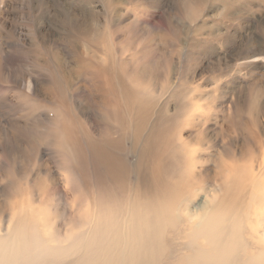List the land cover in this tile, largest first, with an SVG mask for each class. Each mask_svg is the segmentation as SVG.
Masks as SVG:
<instances>
[{"label": "rangeland", "instance_id": "obj_1", "mask_svg": "<svg viewBox=\"0 0 264 264\" xmlns=\"http://www.w3.org/2000/svg\"><path fill=\"white\" fill-rule=\"evenodd\" d=\"M95 56L107 63L94 67ZM121 58L145 66L144 80L137 72L129 76L143 80L138 89L147 103L129 108L116 103L110 121L99 127L108 114L84 87L94 76L103 82L99 74L110 77ZM162 63L168 70L157 75ZM116 94L111 86V95ZM149 95L159 96L157 109L168 99L167 108H147ZM178 105L197 114L194 121L176 120L175 169L160 180L169 165L162 149L146 156L150 131L166 112L179 114ZM143 115L146 120L140 121ZM66 130L74 132L85 168L60 148ZM113 130L123 150L116 164L121 168L127 161L125 190L136 188L152 202L157 186L176 204V231L166 235L167 264H189L181 244L202 224L201 217L193 218L197 206L213 208L220 170L227 201L242 205L240 223H248V236L257 228L248 217L259 210L264 181V0H0V234L9 226L11 205L57 214L62 231L69 203L74 213L85 209L97 178L118 188L120 176L107 179L104 168L95 166L89 143ZM13 136L17 147L9 153L3 141ZM60 160L84 178L78 196L58 181ZM150 162L156 180L147 176ZM255 238L264 247L260 233ZM196 244L209 248L202 239Z\"/></svg>", "mask_w": 264, "mask_h": 264}, {"label": "bare ground", "instance_id": "obj_2", "mask_svg": "<svg viewBox=\"0 0 264 264\" xmlns=\"http://www.w3.org/2000/svg\"><path fill=\"white\" fill-rule=\"evenodd\" d=\"M83 27L90 28L91 25L83 22ZM95 51L94 48H88V53L95 55ZM92 63L98 68L106 64L107 60L95 56ZM165 70H168L167 64H160L157 75L164 74ZM132 72H137L143 80L146 78L145 66L129 65L121 58L119 68L110 77L98 75L103 82L97 81V76L86 82L84 90L87 94L90 92L94 98L101 99V107L108 114L98 121L99 127L110 121L109 115L116 103L123 102L126 108L134 104L142 107L146 105L147 101L142 95L145 92L138 89L143 80L130 78ZM110 80H114V83L111 84ZM111 86L116 95H111ZM149 97L150 106L147 108L154 111L167 108L168 99L157 109L159 96ZM82 102L80 99L78 106ZM177 109L181 110L179 114L176 115V111L166 112V118L150 131L146 156L152 157L162 149L165 153L164 159L169 165V169L159 177L160 180H163L164 174H171L175 169L176 144L173 138L176 137V120L194 121L197 114L184 105H178ZM142 120H146L145 115L140 117V121ZM61 133L64 145L58 142L60 148L68 152L69 161L85 168L78 143L73 139L74 132L66 130ZM12 138L3 141L8 146L9 153V150L13 151L17 147L16 136ZM89 143L97 157L95 166L98 169L104 168L109 180L113 181L119 175L120 186H105L97 178V190L93 187L89 189L85 209L74 213L73 206L69 203V222L63 232V223H60L57 214L52 217L47 211L37 208L27 212L24 208L11 205L9 226L0 234V264H167L165 259L169 244L166 235L176 231V204L169 203L164 195L158 193L157 186L151 190L152 202L136 188L125 190L122 175L127 161L123 162L124 166L121 168L116 164L117 161H122L123 154V150L116 145V130L107 136L90 138ZM62 164L64 161L60 160L57 179L76 196V189L80 181L84 182V178L78 174L77 169L67 170L65 164L61 166ZM145 168L147 176L156 180L155 164L150 162ZM61 169H64L65 174L60 172ZM224 174L222 170L218 172L213 208L206 203L197 206L198 212L193 218L201 217L203 220L192 236L189 234L188 240L181 244L183 251L189 253L185 257L189 264H264V247L259 246L255 238L256 233H260L264 243V181L257 204L259 210L252 217H248L249 221L256 223L257 228L251 227L246 236L244 230L248 223H240L242 205L233 207L227 201ZM188 218L191 219V216ZM258 226H261V231ZM59 237L62 238V243L57 240ZM198 239L205 240L209 248L200 249L196 244ZM248 247H253L249 253L246 250Z\"/></svg>", "mask_w": 264, "mask_h": 264}]
</instances>
